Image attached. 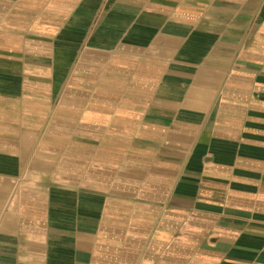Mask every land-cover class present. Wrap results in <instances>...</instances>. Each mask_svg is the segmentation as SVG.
I'll return each mask as SVG.
<instances>
[{
	"label": "crops",
	"instance_id": "obj_1",
	"mask_svg": "<svg viewBox=\"0 0 264 264\" xmlns=\"http://www.w3.org/2000/svg\"><path fill=\"white\" fill-rule=\"evenodd\" d=\"M0 264H264V0H0Z\"/></svg>",
	"mask_w": 264,
	"mask_h": 264
}]
</instances>
